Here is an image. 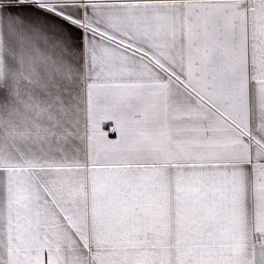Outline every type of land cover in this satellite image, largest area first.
<instances>
[{
	"label": "snow or ice",
	"instance_id": "snow-or-ice-1",
	"mask_svg": "<svg viewBox=\"0 0 264 264\" xmlns=\"http://www.w3.org/2000/svg\"><path fill=\"white\" fill-rule=\"evenodd\" d=\"M0 264H264V0H0Z\"/></svg>",
	"mask_w": 264,
	"mask_h": 264
}]
</instances>
